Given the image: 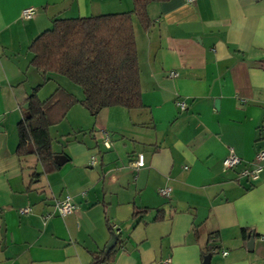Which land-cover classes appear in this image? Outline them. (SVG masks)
<instances>
[{"label":"crops","instance_id":"obj_1","mask_svg":"<svg viewBox=\"0 0 264 264\" xmlns=\"http://www.w3.org/2000/svg\"><path fill=\"white\" fill-rule=\"evenodd\" d=\"M132 7L131 0H0V264H90L105 255L109 229L115 256L100 264H202L212 232L219 239L210 243L218 245L210 264H264V164L255 181L239 175L264 148V0L152 3L146 31L132 15L144 108L113 107L93 118L72 106L49 130L54 156L66 158L53 173L42 174L33 156H16V125L42 82L30 66L32 41L56 19ZM27 8L34 15L23 20ZM230 151L242 164L225 171ZM137 155L144 166L136 170ZM162 188L170 194L159 196ZM66 196L75 210L59 217L54 201ZM243 228L253 234L251 250Z\"/></svg>","mask_w":264,"mask_h":264},{"label":"trees","instance_id":"obj_2","mask_svg":"<svg viewBox=\"0 0 264 264\" xmlns=\"http://www.w3.org/2000/svg\"><path fill=\"white\" fill-rule=\"evenodd\" d=\"M169 0H131L132 11L75 19H56L50 29L38 35L31 43L30 66L42 78L27 96L28 105L16 125V156L21 159L33 156L42 168V174L59 169L54 162L51 127L61 123L70 108L76 104L95 118L108 108L120 107L127 111L143 109L140 73L132 15L146 31L151 26L148 6ZM53 76L66 79L81 90L82 98L65 88H56L45 100L37 93L41 87L54 80ZM36 174L35 176H38ZM141 212L134 210L133 216ZM156 217L154 221H160ZM111 236L115 235L111 229ZM241 237L247 239L248 229L243 228ZM196 234L197 232L194 231ZM218 232L208 234L201 252V261L212 255L218 245ZM115 253L94 255L90 264L110 263Z\"/></svg>","mask_w":264,"mask_h":264},{"label":"built area","instance_id":"obj_3","mask_svg":"<svg viewBox=\"0 0 264 264\" xmlns=\"http://www.w3.org/2000/svg\"><path fill=\"white\" fill-rule=\"evenodd\" d=\"M196 0H186L187 3L193 4L195 3ZM34 15V9L33 8H27L22 10L21 12V19L23 20H29L33 17ZM177 106L183 110L184 109V104L183 103H177ZM103 137V145L106 149L110 148V138L109 134L107 132H103L102 134ZM90 164L95 165L97 164V161L95 158L90 159ZM242 164V161L233 154L232 151H230L229 155L223 160L222 162V168L223 170H233L236 169L238 166ZM263 164H264V148L261 149L254 158L253 163L249 165H245L241 168L239 171V175L243 178H246L250 181H255L258 179L260 173L263 170ZM130 166L133 169H140L141 167L144 166V159L142 155H137L134 160L130 162ZM158 194L161 197L168 196L170 194V189L169 188H162L158 190ZM54 211L57 216L59 217H65L75 210V205L72 203V199L70 196H66L62 200H55L54 205H53ZM31 212V209L29 207L23 208L19 210V213L21 215H26ZM51 215H46V218L50 217ZM223 256H226L227 253L223 252Z\"/></svg>","mask_w":264,"mask_h":264},{"label":"rangeland","instance_id":"obj_4","mask_svg":"<svg viewBox=\"0 0 264 264\" xmlns=\"http://www.w3.org/2000/svg\"><path fill=\"white\" fill-rule=\"evenodd\" d=\"M53 77H54L53 78L54 80H52L51 82H48V84L44 87L43 91L39 95L42 100H44L51 94V92L55 89V86L57 84H59L66 90H69L71 93L74 94L76 98L78 99L82 98L81 90L78 87L72 85L64 78H61L58 76H53Z\"/></svg>","mask_w":264,"mask_h":264},{"label":"water","instance_id":"obj_5","mask_svg":"<svg viewBox=\"0 0 264 264\" xmlns=\"http://www.w3.org/2000/svg\"><path fill=\"white\" fill-rule=\"evenodd\" d=\"M25 107L27 108L28 105L26 104ZM54 159V162L57 166H61L65 161H66V158L63 157V156H59V155H55L53 157ZM248 242H247V248L249 250H251L253 248V234L250 233L248 235ZM116 241H117V237L115 235H113V237L111 238V241L106 245L105 247V251L104 253L107 254L116 244ZM210 259H211V256L210 255H207L203 261H202V264H210Z\"/></svg>","mask_w":264,"mask_h":264}]
</instances>
